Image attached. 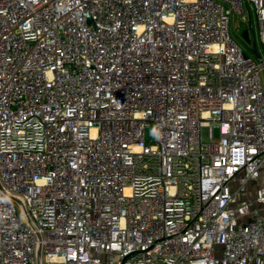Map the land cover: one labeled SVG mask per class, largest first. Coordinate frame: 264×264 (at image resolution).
Wrapping results in <instances>:
<instances>
[{"label": "built area", "instance_id": "obj_1", "mask_svg": "<svg viewBox=\"0 0 264 264\" xmlns=\"http://www.w3.org/2000/svg\"><path fill=\"white\" fill-rule=\"evenodd\" d=\"M262 72L264 0H0V264H264Z\"/></svg>", "mask_w": 264, "mask_h": 264}, {"label": "rangeland", "instance_id": "obj_2", "mask_svg": "<svg viewBox=\"0 0 264 264\" xmlns=\"http://www.w3.org/2000/svg\"><path fill=\"white\" fill-rule=\"evenodd\" d=\"M246 31H249V36H250L251 41L254 39V36L256 39H258V29H257V26L254 22V19H253V27L250 29L249 24L244 23L242 18H240V17L232 18V20L230 22V33H231V35L234 38H236L237 40H239L244 46L249 47L250 43H248L244 40V33ZM252 31L254 32V35H253ZM262 54H263V51H262ZM256 61H258V60H256ZM262 78H263V82H264V72H262ZM214 136L216 139L219 137V132L216 129L214 130Z\"/></svg>", "mask_w": 264, "mask_h": 264}, {"label": "water", "instance_id": "obj_3", "mask_svg": "<svg viewBox=\"0 0 264 264\" xmlns=\"http://www.w3.org/2000/svg\"><path fill=\"white\" fill-rule=\"evenodd\" d=\"M244 40H245L246 42H250V39H249V37H248V33H247V32L244 33ZM253 53L255 54V56H256L258 59H260V55H259V52H258V48H257L256 43H254V45H253Z\"/></svg>", "mask_w": 264, "mask_h": 264}]
</instances>
